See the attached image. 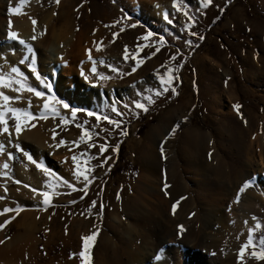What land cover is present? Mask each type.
I'll return each instance as SVG.
<instances>
[{
    "label": "rangeland",
    "instance_id": "obj_1",
    "mask_svg": "<svg viewBox=\"0 0 264 264\" xmlns=\"http://www.w3.org/2000/svg\"><path fill=\"white\" fill-rule=\"evenodd\" d=\"M161 1L164 4L162 6L172 12V0ZM139 2L142 3V0ZM122 3H124L122 0H58V2L57 0H40L38 2L36 19L41 20L45 15L52 14L49 17L54 18L55 26L58 28L62 22L60 15L65 10L69 13L68 19L72 27L70 37L80 32L86 33V40L82 42L83 55L77 53L76 56L78 63L88 61L85 49H90L91 55L97 62L98 72H103L110 77L107 81H96L92 76L88 83L101 86L102 89L111 86H115L117 91L118 88L124 91L127 88L132 89L126 96L120 95V98L114 97L110 101L103 98L104 102H100L98 106L89 107L81 100L77 102V99H81L80 94L83 91L81 87V89L76 88L72 95L73 100L68 97L63 99V101H70V108L75 107L81 110L77 112L76 117L64 116L68 123L61 124L59 116L53 117L50 114L48 119H40L37 115L36 120L27 122L34 123L35 127L22 125V128L27 126L34 129L39 121H43V127L47 133L44 136L45 139L42 137L40 141L41 147L38 142L34 145L31 140H26L25 143L22 139H17L22 151H16L15 142L11 150L14 157L9 168L12 179L11 188L16 189L22 184L16 166L25 163L23 151H28L34 160L42 163L53 173L51 176L44 175L42 184L46 185V188H48L46 181L54 184L53 190L56 196L49 205L43 208L39 206L32 208L44 214L49 213L52 220L51 228L63 230L70 228L73 217H77L82 218L88 228L92 229L91 234L96 232L88 250L90 264H98L100 260L99 255L102 253H100L99 241L102 236H112L120 246L122 242H125L122 238L113 235L112 229L123 235L126 227H136L139 214L134 207L139 202L142 192L138 177L144 163L143 155L149 151L147 144L155 139L156 127H160L166 137L170 129L178 125L174 135L167 138L170 148L166 154L171 155L170 166L174 170L171 174L172 184L179 188L183 185L187 197L195 200V208L190 218L191 237L197 231L201 207L207 197L206 192L199 190V180L209 188L213 185L218 187L219 184L225 187L230 184L236 172L244 169V177L248 178L241 180V185L251 178V186L256 188V193L264 196V184L260 182V178H264V0H211L206 8L200 6V0H177L181 11L170 13L169 19L173 22L169 25H164L153 17L149 6L145 5L146 11L151 12V18L154 20L132 13L128 10L129 8L124 7L126 4ZM185 11L193 21L188 27H185L189 24L188 17L184 15ZM121 28L124 30L120 31ZM113 32L117 33L115 39L112 36ZM193 32L196 35H192ZM148 33L152 35L144 39ZM201 36L202 40L199 39ZM160 37L164 38L162 44ZM94 41L98 44L102 43L100 51H96ZM125 46L129 53L127 61L122 58ZM137 46H140L138 53ZM157 48L159 51H156ZM152 53L155 54L152 55ZM113 55L115 57L109 59ZM132 55H136L137 60L144 59V63L135 73L125 75L124 73H130L131 67L136 63L131 59ZM173 55L176 56L175 60L170 59ZM101 59L106 65L112 64L118 67L120 72L113 73L106 66H101L99 64ZM26 61L28 64L32 62V59ZM41 65L42 63L39 67ZM168 67L178 69L173 73L177 78L172 81L176 95H172L171 89L164 92L159 85L157 77L163 75ZM25 71L29 69L25 67ZM25 76L30 79L27 73ZM63 78L66 81L67 76ZM186 80L189 88L186 86ZM28 82L36 87L31 79ZM157 90L161 91V95H155ZM16 96L17 94L14 95ZM145 96H151L154 103L147 105L146 112L136 110L133 100L139 99L145 102L143 100ZM21 98L20 96L19 100L13 99L11 102L18 104L23 101ZM28 101L31 102L30 105H35L30 98ZM125 104L128 105L127 108ZM228 105L233 106L232 112L226 110ZM234 105H239V109ZM113 106L123 115L117 117L111 111ZM87 111H96L112 119H118L122 121L121 127L114 128L103 120L97 123L95 117L86 115ZM6 119L10 125H14L15 122L10 114L6 115ZM77 124L88 129L91 135L90 140L81 141L78 147L71 143L79 140L81 135V129L76 126ZM121 129H126L127 134L120 135ZM191 129L207 134L213 143L211 152L212 157H215L216 173L207 172L206 179L203 176H194L180 153L185 144V133ZM53 130L57 133L55 140L52 138ZM61 138L66 141V144L56 147ZM88 143L93 144V147L88 148ZM102 143L106 144V151L100 154L99 145ZM36 146H39L37 148L42 152L40 159L34 151L37 149ZM113 147H117L116 152L111 151ZM81 153L84 154L83 157ZM73 155L77 156L82 167L85 166L83 161L88 159L87 167L91 168L89 178L92 182L87 190L82 186L83 179L80 180L82 185L72 183L75 191L60 182V179L67 180L69 183H71L70 180L79 182L75 176L69 179L61 167L66 159L68 165L74 167L71 159ZM101 161H104V167L99 166ZM253 165L258 170L253 169L255 168ZM27 167L29 175L33 178L42 171L34 164ZM3 179L0 176V180ZM17 180L20 183L14 182ZM2 183L4 182L0 183V187H4L5 183ZM199 194L202 196V204L198 199ZM3 198L0 200V212L8 204L4 201L6 197ZM208 199L210 200L209 197ZM68 200L76 202L69 203ZM93 201L96 202L95 206L92 205ZM235 203L240 205L241 202L237 203L235 200ZM231 205V200L226 199L222 209ZM245 206L248 208L250 205L245 204ZM252 214L256 217V222L262 225L261 229L257 230V241L254 242L257 245L255 250L258 251L260 238L264 237V205L256 203ZM77 222L78 224L75 222L76 230L81 226V221ZM86 225L83 224L87 227ZM121 225L125 226V229L122 230ZM16 226L14 220L6 226L10 236L17 232ZM240 234L241 232L234 238L226 236L221 247L228 248L233 239L239 238ZM57 238L55 239L57 245L53 244L55 247L52 248L51 246L46 248L41 240L39 244L41 256L38 260L32 259L29 263L74 264V260H80L77 236L75 241L69 239L63 242V239ZM224 252L228 254L227 251ZM70 254H72L71 258H69ZM116 257L119 258V255L116 254ZM160 261L165 264H175L172 259L168 263L164 253L160 256ZM256 262L264 264V261L256 260Z\"/></svg>",
    "mask_w": 264,
    "mask_h": 264
},
{
    "label": "bare ground",
    "instance_id": "obj_2",
    "mask_svg": "<svg viewBox=\"0 0 264 264\" xmlns=\"http://www.w3.org/2000/svg\"><path fill=\"white\" fill-rule=\"evenodd\" d=\"M39 1L26 0L21 6V14L17 15L15 13L9 14L8 8H15L19 0H0V66L2 67L0 71L8 72L11 66H17L21 71L30 76L29 78L36 85L38 91L44 92L45 96L54 95L56 99L62 101L64 98L67 99V97L73 100L72 95L75 89L82 88L81 99H77V102L81 100L84 105L89 107L98 106L100 102H104L103 98L110 101L114 97L120 98V95H128L132 88H127L125 91L122 88H118L117 91L114 88L115 86L102 89L101 86L88 83L93 76L89 72L90 62L83 61L82 63H78L76 58L77 53H80L81 56L83 55L82 42L86 38V33L80 32L76 36L70 37L72 27L68 19L69 13L65 10L60 15L62 22L58 28L55 26L54 18L50 19L49 17L52 14L45 15L41 20L36 19V8ZM122 2H129V10L132 13L140 14L142 12L135 0H122ZM161 3L156 0H146L145 5L149 6L153 17L158 19L162 24L169 25L170 23L164 20L163 14L167 11L170 16V13L176 12V10L172 7V12H170ZM238 12L239 10L237 9V15ZM32 20L36 21L35 26L32 24ZM9 21H11V30L17 32L21 39H24L26 43L32 46L34 66L38 69L37 71L44 80V83L51 84V93L48 92L47 88L45 89L43 84L35 80L30 71H25L27 61L25 64L18 63L19 60L25 58L26 49L19 45L17 41L6 40ZM179 23L182 24L181 22ZM33 35L36 36L35 40L30 39ZM13 49H15L14 52L12 51ZM114 57L115 55L113 57L110 56L109 59H113ZM31 63H33V60ZM40 63H42L41 67H39ZM82 69L84 75L89 76V80H85L81 75ZM63 76H67V79L65 78L66 81H64ZM67 81L70 84L66 83ZM186 86L189 88L187 80ZM12 88H3L0 91H4L10 97H14L17 94L22 97L21 101H23L18 104L10 102L9 106L24 107L38 115L42 109L43 98H36L32 93H28L27 91L18 94ZM29 98L35 103L34 106H29ZM64 102L68 105L70 104L68 100ZM226 110L232 112L233 106L228 105ZM69 115L71 116L69 110L59 109V116ZM7 123L9 129L11 128L12 135L9 137L8 134H0V144H4V150L0 152V165L8 163L10 168L12 160H8L7 154L11 152L14 145L13 142L18 143L17 139H22L24 142L31 140L34 145L38 142L40 146V141L42 137L46 136L47 132L43 127V121H39L37 127L34 129H30L27 126L24 127L22 133L17 137L14 133V125H10L8 121ZM154 133L155 139L149 141L147 144L149 151L143 155L144 163L138 177L142 192L140 193L139 202L134 207V210L139 214L136 227H126V232L124 231L123 235L112 229L113 235L115 234L118 238H122L125 242H122L120 246L117 245L112 236H102L99 241L100 253L102 255H99L100 260L98 264H165V262L156 259V256H161L162 253L165 254L168 263L172 259L175 264H257L256 259L250 255L251 248L246 249L244 257L239 262L237 260L238 249L241 244L246 242L247 229L249 227L254 229V242L257 241V229L254 227L257 222L252 220L254 216L252 212L256 203L264 205V196L256 193V188L252 186L241 194L239 200L241 203H239L240 205H236L235 197L241 185L240 182L248 178L247 176L244 177L245 170L241 169V171L236 172L230 184L225 187L219 184L218 187H216L217 185H213L212 188H209L203 181H198L199 190L206 192L205 196L207 197L206 202H203L201 207V218H199L197 231L191 237L189 234L192 227L190 218L191 212L195 208V200L187 197L183 185L179 188L172 184L173 177L171 174L174 170L170 166L171 155L166 154L170 148L167 144L168 139L165 140L164 132L161 131L160 127H156ZM212 144L207 134L192 129L185 133V144L180 153L194 176L205 177L208 175L207 172L216 173L215 157H212L211 152ZM39 146H36V148ZM161 148H163V158L161 156ZM38 149H34V151L40 159L42 152ZM24 160L25 163L17 164L16 166L19 179L22 182L16 189L10 187L12 179L9 175V168L5 170L0 167V171L8 173L7 176H2L4 178L2 181L5 184L2 183L4 187H0V194L2 197H6L4 201L8 203L4 207L15 209L19 206L20 208H26H22V211L18 214L9 212L0 215V223L4 219L14 217L10 222L14 220L17 225V232L12 236H10L9 230L6 227L10 222L4 229H0V240L5 241L3 244H0V264H30L31 262L29 263V261L32 259L38 260V257L41 256L39 251L41 240L44 242L46 248L47 246H51L50 248H52L54 245H57V241L55 242L56 237L60 240L63 239V242H65L69 239H74L75 241L77 236L79 242L77 249L80 253L83 247L81 237L91 235L92 229L88 228L87 223L82 218L77 217H73V224L70 228H66L65 230L51 228L52 220L49 217V213L44 214L37 209H32L36 206L45 207L41 203L43 197L39 194L40 191L50 192V203L56 196V193L53 189L50 190L45 187L46 185L42 184V177L44 176L42 171H39L35 178L29 175L27 166H32L33 163L26 158ZM252 160L254 159L252 158ZM248 163L250 162L248 161ZM68 164V160L66 159V162L61 167L64 170L63 172L67 173V177L73 179L74 167ZM253 166L255 167V165ZM253 169L258 170L257 167ZM82 179L81 177L79 182ZM60 180L63 181V179ZM70 182L71 184L82 185V182L79 183L73 180H70ZM165 182L169 185L166 189L168 195H164L165 189H163V184ZM260 182L264 184L263 177L260 178ZM25 184L29 187H24ZM61 184L63 183L61 182ZM32 188L38 190L35 195L31 190ZM180 197H184L185 199L180 200ZM198 199L200 200V204H202L203 200L200 194L198 195ZM226 199L227 201L231 200L232 205L228 207L229 209L225 207L222 209ZM177 200H179V203L173 213L171 206ZM245 204H249L250 206L247 208ZM77 221H81V226L79 225L80 228L76 230ZM83 224L87 227L83 226ZM178 225H182L184 231L181 232L177 227ZM121 226L122 230L125 229V226ZM239 232H241L239 238L233 239L228 248L223 249L221 247L222 241L225 240L226 236L229 235L231 238H234ZM5 237H8V239H5ZM50 248L49 250H52ZM158 251L159 253H157ZM224 251H227L228 254ZM116 254L119 255V258L116 257ZM74 261V264H82L81 258Z\"/></svg>",
    "mask_w": 264,
    "mask_h": 264
},
{
    "label": "snow or ice",
    "instance_id": "obj_3",
    "mask_svg": "<svg viewBox=\"0 0 264 264\" xmlns=\"http://www.w3.org/2000/svg\"><path fill=\"white\" fill-rule=\"evenodd\" d=\"M26 2V0H19V2L17 3L16 7H9L8 8V13L12 14L15 13L17 15L21 14V6ZM58 2V0H57ZM211 0H200V6L203 8H206L209 4H210ZM172 7L177 11H181V6H178L177 4V0H172ZM184 15L186 17H188V21L189 24H186L185 27H188L193 21L192 18L190 16H188V13L185 11ZM163 18L164 20H166L168 23H172L173 21L171 19H169V14L167 13V11L164 12L163 14ZM32 24L35 26L36 21L32 20ZM130 27H133L134 25H129ZM105 27H107V25H105ZM124 29L121 28L120 31H123ZM95 31V30H94ZM192 35H196V33H191ZM117 33L113 32L112 36L113 39H115ZM152 33H148L144 39H147L148 36H151ZM31 40H35L36 36L33 35L30 37ZM199 39H203V37H199ZM6 40L7 41H17L19 45L23 46L24 49H26V55L25 58H22L21 60H19V64H25L27 59H32L33 63H28L27 64V68L29 69L30 73L32 74V76L35 78L36 81L40 82V84H43L45 88H47L48 92L51 93L52 91V86L51 84H46L44 83V80L41 78L40 74L37 71V68L34 66V56L32 55L33 53V48L29 43H26V41L24 39H21L18 35L17 32L11 30V21H9V26H8V30L6 32ZM164 42V38L160 37V43L162 44ZM96 45V51H100L102 45L98 44L97 42H93ZM190 43V42H188ZM13 52L15 51V49L12 50ZM140 51V46H137L136 48V52L138 53ZM156 51H159V48L156 49ZM86 55H87V59L90 62V68H89V72L93 74V76L95 77L96 81H107L110 77L105 75L103 72H98L97 69V62L94 60L93 56L91 55V50L90 49H85ZM155 53H152V55H154ZM125 61H127L129 59V53L127 50V46H125V50L123 53V57H122ZM150 58V56L148 57ZM131 59L136 61V63L131 67L130 73H124L125 75H130L131 73H135L137 71V68L144 63V59H139L137 60L136 55H132ZM171 60H175L176 56L173 55L170 57ZM99 64L101 66H106L111 72L113 73H119L120 69L116 66H113L112 64H105V61L103 59H101L99 61ZM174 71H178V69H174L172 67H168L164 72L163 75H158V81H159V85L160 88L164 91L167 92L169 91V89H171L172 95H176V89L174 87H172V81L174 79H176L177 77H175L173 75ZM14 74V75H13ZM81 75L84 77L85 80H89V76L84 75V71L83 69L81 70ZM15 85V87L12 88V90L16 93H21L24 91H27L28 93H32L36 98H43V105H42V109L40 110V112L38 113V117L40 119H48V114L50 113L53 117L59 116V109L63 108V109H67L71 112L72 117H76L77 112L81 111L75 107H71L65 103L62 100H58L56 99V97L54 95H48L45 96V93L42 91H38L36 87H33L29 84L27 77L25 76V73L23 71H21V69L17 66H11L8 70V72H3L0 71V89L3 88H9L11 86ZM139 95V93L137 94ZM155 95L159 96L161 95V91L157 90L155 92ZM15 99V100H19L20 96L17 95L16 97H10L9 95L5 94L4 91H0V134H8L9 137H11L12 132L9 129L8 123H7V119H6V115L10 114L12 119L14 120V133L15 135L18 137L20 135V133L23 131L22 125H27L28 127H35V124H28L27 122L29 121H34L37 119V115H34L31 111L27 110L24 107H10L9 104L10 102ZM143 100L145 102H141V100L139 99H134L133 100V106L136 110H141V111H148L147 105H151L154 103V100L151 96H145L143 98ZM29 106H30V102H29ZM128 105L125 104V108H127ZM235 108L239 109V105H234ZM111 111L113 113H115L117 115V117L122 116L123 113L119 112L117 110L116 107H112ZM86 115L88 117H95V120L97 121V123H99L101 120L103 121H107V123L111 126H113L114 128H120L121 127V123L122 121L118 120V119H112L110 116L108 115H102L99 112L96 111H87ZM60 118V123L61 124H66L68 123L66 117L64 116H59ZM186 119V118H185ZM85 123H87L85 121ZM78 128L81 129V135L79 137V140L77 141H72L71 143L78 147L79 143L81 141H86V140H90L91 139V135H90V131L88 129H85L84 127H82L81 125L77 124L76 125ZM178 125H174L170 131L168 132L167 136L165 137V140H167L168 136H171L172 134H174V132L177 130ZM127 131L126 129H121L120 131V135H126ZM57 136V133L55 132V130L52 131V138L53 140H55ZM9 142H11V140H9ZM66 144V141L64 139H60L59 142L55 145L56 147H60ZM93 144L88 143V148H92ZM16 151L20 152L22 151L20 144L16 143L15 145ZM4 150V144H0V152H3ZM106 151V144L102 143L99 145V153L103 154ZM112 152H116L117 151V147H113L111 149ZM23 156L31 161L35 167L37 169L42 170V172L44 173L45 176H51L53 175V173H51V171L44 167L42 163L37 162L36 160L33 159V156L29 154L28 151H23ZM84 154L81 153V157H83ZM161 156L163 158L164 153H163V148H161ZM8 160H12L14 159L13 157V153L8 152L7 154ZM72 164L74 166V176L76 179H80L81 177L83 178V187L85 190H87L88 185L92 182V180L89 178V173L91 171L90 167H87L88 165V159H85L83 161L84 163V167L81 166L80 161L77 159L76 155L72 156ZM89 159H91V157H89ZM106 159V158H105ZM100 167H104V161H101V164L99 165ZM0 167H2L3 169H8L9 168V164L8 163H3L2 165H0ZM7 172L6 171H0V176H7ZM59 179V178H58ZM94 179V177H93ZM15 183H20V181H14ZM63 184H65L67 186V188L75 191L76 189L73 187V185L71 183H69L67 180H63L61 181ZM48 186L49 189H53L55 188L54 184L48 183L47 181L45 182ZM251 186V178H249L248 180L244 181L243 184L239 187L237 193H236V197L235 200L238 203L240 200V196L242 193H244L249 187ZM24 187H29L27 184L24 185ZM169 187V185L165 182L163 184V189H165L164 191V195H168L166 189ZM33 194L35 195L37 193V189L36 188H32L31 189ZM39 194L43 197L41 203L45 206L49 205L50 203V192L49 191H40ZM86 194V191H85ZM83 197H81L82 199ZM117 198H119V196H117ZM0 199H3L2 196H0ZM180 200L185 199L184 197H180ZM76 201H69V203H75ZM179 203V200H177L176 202H174L172 204V211L173 213L175 212V209L177 207V204ZM96 202L93 201L92 205L95 206ZM21 211V208L19 206H17L15 209L9 208V207H4L2 212H0V215H3L4 213H9V212H14L16 214H18ZM14 218V217H9L8 219H4L2 223H0V229H4V227L10 222V220ZM253 221H256V217L253 216L252 217ZM245 223H247V221H245ZM180 231H184L183 226L182 225H178L177 226ZM255 229H261L262 225L261 223L257 222L255 223ZM45 231H47V229H45ZM254 229L252 227H249L247 229V240L245 243L241 244V246L238 249V256H237V260L238 262L244 257V254L246 252V249L248 248H252L253 250L251 251L250 255L251 257L255 258L257 261H264V237L260 238V247L259 250H255L257 245L254 243ZM96 235V232H93L91 235H86V236H82L81 239L83 241V247L82 250L79 253V256L82 260V264H90V257H89V248L91 247L92 241L94 239ZM5 239H8V237H5ZM5 241L4 240H0V244H3ZM72 254H70L69 258H71ZM157 260H160V256L157 255L156 256Z\"/></svg>",
    "mask_w": 264,
    "mask_h": 264
},
{
    "label": "crops",
    "instance_id": "obj_4",
    "mask_svg": "<svg viewBox=\"0 0 264 264\" xmlns=\"http://www.w3.org/2000/svg\"><path fill=\"white\" fill-rule=\"evenodd\" d=\"M153 1H155V0H153ZM156 1L162 2L161 0H156ZM135 2L137 3L138 7L142 10V12L140 14H138L139 16H145V17H147L148 20L149 19L150 20L151 19L154 20V18H151V12L149 11V13H147V11H146V7H145L146 0H142V3H140L139 0H135ZM122 4L123 5L126 4V5H124V7L127 8V9L129 8V2H125V3H122ZM140 4H142V5L140 6Z\"/></svg>",
    "mask_w": 264,
    "mask_h": 264
}]
</instances>
